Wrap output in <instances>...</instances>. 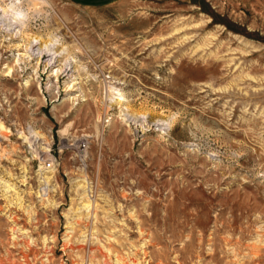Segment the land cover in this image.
Segmentation results:
<instances>
[{
  "label": "rangeland",
  "instance_id": "rangeland-1",
  "mask_svg": "<svg viewBox=\"0 0 264 264\" xmlns=\"http://www.w3.org/2000/svg\"><path fill=\"white\" fill-rule=\"evenodd\" d=\"M0 125V264H264V0H0Z\"/></svg>",
  "mask_w": 264,
  "mask_h": 264
},
{
  "label": "bare ground",
  "instance_id": "bare-ground-1",
  "mask_svg": "<svg viewBox=\"0 0 264 264\" xmlns=\"http://www.w3.org/2000/svg\"><path fill=\"white\" fill-rule=\"evenodd\" d=\"M3 9V8H2ZM8 10V9H7ZM7 10H6V12H7ZM3 11V10H2ZM12 11H13V9H12ZM12 11H11V13H12ZM15 11V10H14ZM5 14V13H4ZM10 17H12L11 15H10ZM6 18H7V16H6ZM6 18H5V21H6ZM7 21H8V18H7ZM6 21V22H7ZM21 21V19L19 20V19H17V18H12V21H10V23H12L13 22V24L14 25H18V23ZM4 22V21H3ZM22 22H23V20H22ZM21 22V23H22ZM9 23V24H10ZM8 25V24H7ZM20 25V24H19ZM10 26V25H9ZM11 27V26H10ZM14 27V26H13ZM12 28V27H11ZM15 28V27H14ZM21 28H23V27H21ZM18 30V29H17ZM31 35V34H30ZM30 38V37H29ZM18 47V46H17ZM59 70V69H58ZM56 72V71H55ZM58 72L59 71H57L56 73H55V75H57L58 74ZM59 75V74H58ZM69 88V87H68ZM1 126V125H0Z\"/></svg>",
  "mask_w": 264,
  "mask_h": 264
},
{
  "label": "built area",
  "instance_id": "built-area-1",
  "mask_svg": "<svg viewBox=\"0 0 264 264\" xmlns=\"http://www.w3.org/2000/svg\"><path fill=\"white\" fill-rule=\"evenodd\" d=\"M45 166L49 167V166H50V164L47 162V163L45 164Z\"/></svg>",
  "mask_w": 264,
  "mask_h": 264
},
{
  "label": "clouds",
  "instance_id": "clouds-1",
  "mask_svg": "<svg viewBox=\"0 0 264 264\" xmlns=\"http://www.w3.org/2000/svg\"><path fill=\"white\" fill-rule=\"evenodd\" d=\"M18 15L22 17L23 16V13L22 12L21 13H18Z\"/></svg>",
  "mask_w": 264,
  "mask_h": 264
}]
</instances>
